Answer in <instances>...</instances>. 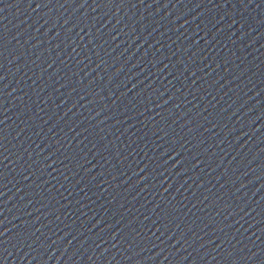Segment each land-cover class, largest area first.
<instances>
[{
    "label": "water",
    "instance_id": "1",
    "mask_svg": "<svg viewBox=\"0 0 264 264\" xmlns=\"http://www.w3.org/2000/svg\"><path fill=\"white\" fill-rule=\"evenodd\" d=\"M0 33L3 264H264V0H0Z\"/></svg>",
    "mask_w": 264,
    "mask_h": 264
},
{
    "label": "snow or ice",
    "instance_id": "2",
    "mask_svg": "<svg viewBox=\"0 0 264 264\" xmlns=\"http://www.w3.org/2000/svg\"><path fill=\"white\" fill-rule=\"evenodd\" d=\"M36 2V8H40L42 6H46V0H35ZM47 2H50V0H47ZM86 2V0H85ZM121 3H123V0H121ZM107 4H113V0H107ZM81 7L83 6V4L80 5ZM97 7H99V5H97ZM4 46V35L2 33H0V48H3ZM2 54V53H0ZM4 77L0 76V80H3ZM6 87V85H5ZM165 103H167V101H165ZM4 121L0 120V124H3ZM5 129L0 128V157H3L2 160H0V164H3L4 160H7L8 157L4 155V153H6L8 151L7 147L4 146L3 141L6 139L5 135H4ZM175 166V165H173ZM5 168L7 167L6 165L4 166ZM145 168H147V165H145ZM141 171H143V169H141ZM145 177H141V179H144ZM6 179V176L4 175V172L2 170H0V184L3 185V187H6L5 184H3V181ZM25 179H27V177H25ZM166 190V189H165ZM3 193L0 192V196H2ZM2 223V222H0ZM8 230L5 228L3 231H0V236H3L5 232H7ZM4 241L0 240V244H3ZM0 264H3V261H0Z\"/></svg>",
    "mask_w": 264,
    "mask_h": 264
}]
</instances>
